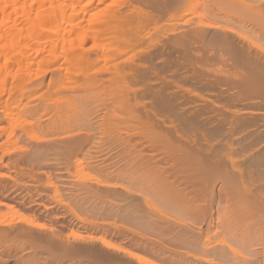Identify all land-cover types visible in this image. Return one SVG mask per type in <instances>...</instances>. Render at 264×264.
Returning a JSON list of instances; mask_svg holds the SVG:
<instances>
[{
  "label": "rangeland",
  "instance_id": "374dc122",
  "mask_svg": "<svg viewBox=\"0 0 264 264\" xmlns=\"http://www.w3.org/2000/svg\"><path fill=\"white\" fill-rule=\"evenodd\" d=\"M189 1L193 0H182L167 6V8L159 6V0H147L144 3L136 2L132 6L126 5L118 13L124 20L122 25L118 27L120 37L115 39L114 37L111 38L110 35H104L107 37L102 36L103 38L101 37L99 40H89L80 46L78 44L68 45V47L60 46L57 49L59 56L56 59L57 66H47L43 58L38 57L35 60L37 65H33L29 73H25L23 70L19 73V77L13 74L8 79L3 97L5 98L3 100L6 101L4 102L1 98L4 107L8 109L5 114L0 115V222L3 224L0 225L1 263L137 264L129 255L133 254L147 256L154 263L160 264L151 255L150 248L154 245V248L160 246V248L165 249L167 246L170 249H177L179 243L176 240H170L167 234L162 236L161 228L155 224L161 222L159 224L165 226L163 224L166 222L168 223L166 226L169 228L172 226L174 229L176 226L193 229L200 225L202 229L208 230L207 223L211 220L209 209L211 205L208 206L206 203L209 202L210 204L216 199V201H220V204L217 203L221 207L220 205L224 202L222 193H225L228 188L226 191L222 189L223 192L218 190L224 186L223 180L221 182L217 179L220 177L219 173H217V178L215 177L216 174L213 176L211 173L213 168L221 170L222 165L224 168L221 170L222 176L225 172L231 173V167L224 158L227 155L224 153L225 149L226 151L228 149V154L230 150L232 157L236 158L238 157L236 155L240 154V150L244 151H241V155L248 154V151L250 152L258 144L253 149L255 151L250 152L252 159L249 154L247 155L251 162L253 158L254 160L247 165L249 167L244 166L246 167L245 171H247L244 177L247 174L250 176L254 171L255 174H252L255 177L256 175L264 176V166L261 165L264 157L263 153L259 151L261 149L264 152V135H262L264 134V89L261 90L264 85L261 88L256 85V91L252 89L250 93V88L255 85L252 87L250 85V88H247L248 84L245 80L246 82H243L247 87L244 88L241 83L242 77L249 75L248 70L240 63H235L237 64L236 67L233 60L227 59V55H225V64V53L213 43L216 36L224 39H228L229 36L232 41L236 42L235 44H239H237L239 48L244 47L246 53L248 48L252 47L254 50L249 48L252 51L251 54L253 56L258 55L259 51L255 46L261 40L258 41L257 38L259 39L261 35L264 36L262 28L259 26L263 22L264 15L262 14L264 13H261L262 16L256 15V12L259 11V6L256 7V5L260 0H254L257 4L253 0L254 3L251 0H194L193 4L197 2L195 14L187 15L185 13V17L192 18V20L183 29L195 34V39L182 35L167 36L162 32L147 34L152 28L165 22L171 13L183 12L186 3ZM155 2L157 3L154 4ZM106 4L107 1H104L99 5V8L95 5L100 15H102V9ZM95 7L89 11L96 10ZM89 11L86 13L87 18L90 16ZM258 13L260 14V12ZM258 17L261 18L258 19ZM200 19L203 22L215 24L214 26L218 30L217 28L205 29L200 27ZM255 23H257V28L260 27L258 29L261 32L256 30ZM85 32V28H78L76 33L67 35V40L72 41ZM97 47L103 51L106 47L108 49L101 57H98L94 51L90 52L91 49ZM77 56H81L82 61ZM74 66H82L86 72L76 76L64 69L56 70L59 67L70 68ZM34 71H37L36 74ZM41 73L44 76H41ZM89 75H94L95 77L92 76L94 79L89 78L91 77ZM227 77L231 79L228 80ZM221 79H223L224 84L220 81ZM226 79L229 82V87H227ZM64 81L72 82L75 86L73 85L74 87L72 86L69 92L56 93L55 88ZM230 90L232 92H229ZM245 91H248V94ZM261 91L263 93L260 94ZM69 98L73 100L72 104L68 103L72 101ZM67 99L68 101H66ZM208 101L210 102L208 103ZM1 105L0 109L3 108L4 110L5 108ZM14 106L15 108H12ZM223 110L224 112H222ZM210 111L216 116L211 115ZM232 121L236 124L233 123L234 127L232 124L233 128L230 127V129L234 130L235 125H238L237 127L240 129L242 125V130L236 128L237 131H241L240 133L232 130L233 133L238 134H229L231 130L228 132L229 127L227 126ZM111 127L112 129L117 127L119 131H114L121 133L118 134L123 137H120L121 140H124L123 143L126 144L125 140L130 137L128 142L131 145L132 143L136 145L137 154L140 150L141 153L139 154L142 156L140 158L138 156L137 161L139 159L146 161L153 159L154 163L153 160H150L151 163L154 166L157 163V170L160 169V172L155 170L158 172H156L157 177L159 178L161 174H164L161 177L166 178L165 181L161 178L162 181H158L159 185L156 184L157 180L153 178L156 180L154 181L151 178L155 177L156 173L153 172V166L148 161L146 162L149 164L147 166L150 167L148 170L145 166L146 163L143 165L145 161L140 163L143 165L141 167L145 168V173L137 170L140 174L142 173L141 175L134 168L132 169L133 173L136 172L134 176L130 173L131 168H128L129 171L124 168L127 166H124L125 164L123 167L121 164L120 166L127 171L126 173L125 170L120 169V166H117V169L120 170L115 168L114 174L121 171L120 177L118 174L116 177L114 174L106 176L104 173H100L97 169L105 165L109 159L110 162L115 161V163H111L112 165L121 161L122 158L124 159L125 156L119 158L121 160L118 159V154L125 152L121 147L124 145H121L118 135ZM108 129L113 131L114 140H119L114 141ZM159 134L164 135L162 138L168 143L163 145V140L161 137L159 138ZM227 135L238 136L237 138L230 136L233 140V143L230 142L232 149L228 146L225 148L226 142L231 139ZM70 136H74L75 139L71 138L72 140H68L69 143L77 139L72 147L67 143V138L69 139ZM242 137L245 140H242ZM78 139L88 143L83 145L84 147L81 149L83 153L75 151L82 147ZM158 142L162 144L159 145ZM250 142L251 144L254 143V147L248 148L247 151L245 150L246 146H253ZM224 143L226 144L224 145ZM127 145L129 144L127 143ZM129 146L128 148L131 149ZM73 147L74 150H72ZM234 149L239 150L238 153ZM180 150L184 151L183 154H179ZM126 151L129 153L128 150ZM131 153L128 154L129 157L133 156ZM252 153L254 155L259 153V156L262 154L263 160H260V165H258L259 159L258 161L255 159V156L258 157V155L253 156ZM104 156L108 157V160ZM149 157L151 158L149 159ZM100 159L105 162L102 163ZM195 159L196 162H194ZM109 163L107 162L106 165ZM253 163L254 165H251ZM100 164L103 165L100 166ZM209 165L214 167L209 168ZM261 166L263 167L262 173L259 172ZM79 168L83 169L82 172ZM143 168L141 170H144ZM205 172L209 173L206 174ZM210 174L211 176H209ZM234 174L236 173L233 171ZM124 176L126 178L131 176L136 180L130 178L133 181L130 180L131 182H129V178L126 181ZM262 176L261 178L264 180ZM211 177H213L216 185L212 183L215 186L212 187L215 194H209L208 190H206L208 193L204 191L207 188L211 189L212 185L208 187ZM257 177L256 180L259 181ZM168 178L169 180H167ZM261 178L260 183L263 185L256 183L257 189L256 186L252 187L256 193L259 192L258 185L264 189V182L261 181ZM152 180L156 183L154 184ZM206 180H209V183ZM136 181H138L137 185L135 184ZM163 181L164 183L167 181V185H170L171 181V187L169 185L170 188L163 187L166 186V184L163 185ZM140 183L142 184L140 185ZM160 184L167 191L163 194V190L160 200L159 197L156 199L158 202L162 199L164 203L167 201L165 206L162 205L163 201L162 204H157L156 200L153 201L154 199L152 200L141 193L142 190L144 191L150 186V188L155 187L153 189L161 194ZM172 184L174 185L172 186ZM192 184L195 185L194 188ZM199 186L206 187L205 189L202 187V190L204 189L203 194H198V191L195 190ZM187 188L191 191L189 194L192 196L186 200L183 199V202L181 198L177 201L176 196H182L181 194ZM169 189L171 194H169ZM189 190L187 191L189 192ZM187 191L186 193H188ZM218 191L219 195L218 193L216 195ZM255 191L253 192L255 193ZM261 191L260 193L264 195V190ZM136 192L141 197L137 196L138 193ZM143 196L149 199H147L148 202L151 200L155 207L146 204ZM200 206L204 212L207 211L204 206H207L210 212L207 211L208 214L205 212V219H199V221L198 218L196 219L198 216L195 212V217L193 216V211L199 207L198 211ZM151 208L154 209V212ZM188 210L189 216L187 215ZM220 210H216L218 216L215 215V218L220 217L217 222L222 220ZM152 214L157 217L155 218L157 223L154 222ZM164 218H167L168 221ZM253 219L257 220L256 216ZM253 219L252 222L254 221L255 224ZM24 220L25 222H23ZM146 220L149 221V224ZM27 223L29 225H26ZM150 224L156 227L150 226ZM247 224L254 229L253 224L251 225L250 222ZM33 225L37 227L39 225V228L41 226L42 230ZM213 229V226L209 227V231ZM206 230L203 231L208 233ZM53 237V243H60L57 244L59 248L57 251H53L54 253L51 252L52 250L49 251L51 246H48L52 245V241L51 243L49 241ZM99 238H103L112 244L113 248L107 249L101 244ZM48 239L49 241H47Z\"/></svg>",
  "mask_w": 264,
  "mask_h": 264
},
{
  "label": "bare ground",
  "instance_id": "6f19581e",
  "mask_svg": "<svg viewBox=\"0 0 264 264\" xmlns=\"http://www.w3.org/2000/svg\"><path fill=\"white\" fill-rule=\"evenodd\" d=\"M104 1H107V4L102 9L103 10L102 15H100L99 12H98L99 10L95 7V5L98 6V8H99V5H101ZM146 1L145 0H0V101H2L3 99H5L3 97H4V94H5V87H6V83L8 82V79L13 74L16 77H19V73H21L23 70L25 71V73H29L30 70H31V67L33 65H37L36 62H35V60L38 57H42L45 65H47V66L48 65H52V66H55L56 65L57 66L56 59L59 58L58 53H57V49L60 46H63V47H66L67 46L68 47V45H77V44H78V46H80V45H83L84 43H86L89 40H99L102 36L105 38V37H107V36L110 35L111 38L114 37L115 39L118 38V37H120V35H119L120 33L118 32V27H120L122 25V23H123L124 20L118 14L119 11L121 9L125 8L126 5L132 6L136 2L144 3ZM159 1H160L159 2V6H161L163 8H167V6L169 7V5L171 6L173 3L174 4L179 3L182 0L179 1V2H178V0L177 1L176 0H159ZM175 1H176V3H175ZM193 1H189V2L186 3V7L184 8L183 12H178L177 11V12L171 13L168 16V18L165 20V22H163L162 24L158 25L157 27L152 28V30H150L147 34L150 35V34L155 33V32H162V34L164 33V35H167V36L168 35H172V36H175V35H180L181 36L182 35L183 37L194 38L196 36L195 34H193V33L191 34L190 31L188 32L187 30H184L183 29V27L186 24L187 25L190 24V22L192 20V18H189V17L186 18L185 17L186 16L185 13H187V15H189V14L190 15H194L195 14V11H196L195 9H196V6H197V2L195 1L196 3L193 4L192 3ZM244 1H246V0H244ZM255 1H258V0H255ZM251 2H252V0H251ZM254 2H252V3H254ZM259 2H260V4H259ZM156 3L157 2H155L154 4H156ZM255 4H257V2H255ZM157 6H158V4H157ZM257 6H259L258 7L259 8V11L256 12V15L257 16L258 15H260V16L264 15V14L261 15V13H264V0L258 1V4L256 5V7ZM92 7L93 8L95 7L96 10L93 9V10H91L92 12H90L89 10L92 9ZM258 8H257V10H258ZM88 11L90 12V16L87 18L86 17V13ZM253 12H255V11H253ZM258 12H260V14ZM259 18H261V17H258V19ZM258 19H256V20H258ZM206 22H203V20L200 19L199 26L200 27H203L205 29H215V28H217L216 26H214L215 24L212 25V24L206 23ZM263 22H264V17H263ZM263 22L259 26H261L262 31L264 32V23ZM255 24H256V30L257 31L260 30V29H258L260 27L257 28V23H255ZM81 27L85 28V31L86 32L84 34L80 35L79 37L74 38L72 41L67 40L68 39L67 38V35L68 34H70V33H73V34L76 33L77 32V29L78 28H81ZM66 29H68V30H66ZM217 30H218V28H217ZM228 31L231 32V33H234L233 31H230V30H228ZM260 32H261V30H260ZM187 33H190V34L188 35ZM104 35H107V36H104ZM261 36L259 37V35H258L259 39L257 38L258 41L259 40H261V41L260 42H257L258 44L255 43V44H257V46H255V48L257 47V49L259 51V54H258L259 56L258 55L253 56L251 54L252 51H250V50L253 49L252 47H249V48H251L250 50L247 47L249 51L247 50V53H246V51H245L246 49H243L244 47L239 48L238 47L239 44L238 43H237L238 45L235 44L236 42L235 41H232V39L229 36H228V39L227 38L224 39V38H221L219 36H216V38L213 40V43L215 44V46L217 45L220 49H222V52L225 53V54L223 53L224 54V57H225V61L224 60L223 61L225 62V64H226V56L225 55H227L228 56L227 57L228 60H233L234 61V64L235 63H237V64L240 63V65L244 66V68L248 70V71L247 70L246 71L249 73V75L247 77H245L243 75L245 78L242 77V79L241 78H239V79H241V83H242V86L244 85L243 86L244 88L247 87V85H245V83H244L246 81H247L246 84H248V87L247 88H250V85H251V87H252V85H255L252 88H250V91H249L250 93H251V90L252 89H255V91H256V89H257L256 87L257 86L261 88V86L264 85V39H263L264 36H262L263 41H262V39H260ZM253 38H255V37H253ZM208 41H210V39ZM253 41H255V39H253ZM210 45L212 46V44H210ZM253 46H254V44H253ZM106 49H108V47H106ZM106 49H104V51H103L102 49H100L99 47H97V48H95L93 50L91 49L90 52L94 51V54H96L98 57H101L105 53V50ZM219 51L221 52V50H219ZM252 56L255 57V58H253ZM220 57H221V55H220ZM224 57H223V59H224ZM77 58L80 59V61H82V59H81L82 57L81 56H77ZM65 64H68V62H65ZM237 64H235V66ZM61 69H64L68 73H73L76 76L82 75V73L84 71L86 72V70H84L85 68H83L82 66L81 67L80 66H74V67H70V68H67V67L66 68H61V67H59L56 70H61ZM34 72L36 74L37 71H34ZM120 73H122V72H120ZM236 75H237V73H236ZM41 76H44V75L41 73ZM89 76H91V77H89ZM89 76H88L89 78H92V76H94V75H89ZM240 76H242V75H240ZM92 79H94V78H92ZM227 79L230 80L231 78L229 79L227 77ZM227 79H226V81H227V87H229L228 86V83L229 82H228ZM237 79H238V77H237ZM220 81L222 82L223 79H221ZM226 81H225V84H226ZM86 82H88V81H86ZM89 82H90V80H89ZM73 85L75 86V84L72 83V82H69V81L68 82L67 81L65 82L64 81V82L60 83L55 88V92L56 93H62V92H65L66 93L67 91L69 92L70 89H72V86ZM262 87L263 88H261V90L264 89V86H262ZM247 90H249V89H247ZM229 92H232V90H230ZM261 93H263V92L261 91L260 94ZM76 96H74V97L76 98ZM115 96H117V95H115ZM198 96L201 97V95H198ZM230 97H232V96H230ZM1 98H2V100H1ZM70 100H72V99H70ZM3 101L0 103V105L3 103L2 105L4 107V102L6 100L4 102ZM66 101H68V99ZM120 101H123V100L120 99ZM135 101H136V99H135ZM72 102H73V100L71 102H68V103H71L72 104ZM209 102L210 101H208V103ZM15 104H17V103H15ZM2 105H1V107H2ZM16 106H18V105H16ZM4 108H5L4 110H3V108H1L2 110L0 109L1 110L0 111V115L2 113L5 114V111L8 109L6 107H4ZM12 108H15V106L12 107ZM119 111H121V110H119ZM211 112L212 111H210V114H211ZM222 112H224V110ZM211 115H214V114L212 113ZM214 116H216V115H214ZM200 117H202V116H200ZM211 117H213V116H211ZM128 119H131V118H128ZM227 119H229V118H227ZM225 122H227V121H225ZM148 123H149V121H148ZM230 123L231 124L229 126H227V127H229L228 132L230 130L232 131L233 129H230V127H232V126L234 127V124H236L233 121L230 122ZM22 126L25 127V126H27V124H25V126L24 125H22ZM237 126L235 125V127L237 128V130H242V128H241L242 125H241L240 129ZM113 128H115V129H112V127H111V129L113 131L114 130L119 131V130H117V127H113ZM236 128H234V130H236ZM111 129H108L110 131L109 133H111L110 136L113 135L112 134L113 131L111 132ZM141 129H142V127H141ZM116 131H114V132H116ZM152 131H154V130L152 129ZM233 131H232V133L229 132V134H234L235 132L233 133ZM228 132H226V134H228ZM237 132L240 133L241 131L240 132L237 131ZM109 133H107V134H109ZM118 133L119 132H116V135H118V138L120 140L119 139H116V138H115L116 140H114L113 136H112V138H113L114 141L119 140L120 143H121V145H124V146H121V147H123L122 150L125 151V152H123L124 154L121 153V152H120V154H122V155L118 154L119 155L118 159L119 158H122V156L125 155L124 156V159L122 158V160L119 159L121 161H118V160H116L117 158L115 157L116 159L115 158L114 159L116 161H118V162L116 164H112L111 165V163H115V161L111 159L114 162H112V161L110 162V159L108 160L107 159L108 157L106 158V156H107L106 155V156H104V158L108 160L107 161L108 163L109 162L110 163L107 164V165H106L107 162L105 163V165L100 164V166H102V165L103 166L102 167L97 166V167H99L97 170L100 173H104L106 176H111L112 174L115 173V171L117 169V166H120V164H121V166L123 167V165L125 164L124 166H126V165L127 166L124 167V168H126L127 171H129L128 168H131L130 173H132L133 175L136 174V172L138 174H140V172L145 173V168H143L141 166H143L147 161L150 164L151 161L153 160V159L152 160L150 159L152 156L149 157V159L151 161L150 160H147V161L146 160H140V159H139V161H137L138 160V156H139V158H140V156H142V154H139V153H141L140 150H138L139 152L137 154V151H135V149H136L135 146L136 145L132 143V145H134V146H132L128 142V140L130 141V137H129L128 140L127 139L125 140V142H126V144H125V143H123L124 140H121V138H123V137L121 135L119 136V134H121V133H119V134ZM140 133H142V132H140ZM238 133H235V134H238ZM124 134H126L125 131H124ZM163 134H165V133H163ZM251 134L253 135L254 133H251ZM136 135H138V134H136ZM252 135H251V137H252ZM262 135H264V134H262ZM110 136L108 135V137H110ZM163 136L164 135L161 134L159 136V138L160 137L162 138ZM230 136H232V135H229L228 138ZM235 136L236 135H234V137L233 136L232 137L235 138ZM237 137L238 136H236V138ZM260 137H262V136H260ZM71 138L72 139H75L74 136L73 137L70 136L69 139L67 138V143L69 145H71V147H72V144H75L74 142L77 139L76 140H73L72 143H69L68 140H70ZM142 139H144V138H142ZM79 140L80 139H78V142H80V144L82 145V147L79 148L78 150L75 148L76 149L75 151L82 152L83 153V151H81V149L85 146V144L87 142L84 143V141L82 140V142H83L82 143L81 140L80 141ZM162 140H163L162 141L163 145L165 143H168L167 140L165 141L163 138H162ZM242 140H245V138L243 139V137H242ZM231 141L233 143L232 138L231 139H228L229 144H228V142H226L227 144L224 143V145L226 144L225 148H227V146H228V148L232 149V146H231L232 143H230ZM89 143L91 144V141L90 140H89ZM127 143L130 146L127 145ZM160 143L158 142L159 145H160ZM240 143H241V141H240ZM250 144H251V142H250ZM253 144L254 143H252L251 145H253ZM257 145H255V147ZM88 146H90V145H88ZM128 146L131 147V149L128 148ZM74 147L72 148V150H74ZM161 147H162V145H161ZM253 147H254V145L251 146V147L246 146V149L245 150L248 151V148L249 149L250 148L252 149ZM165 148H166V145H165ZM126 150H128L129 153ZM234 150H236V149H234ZM181 151L182 150H180V153L179 152L178 153L179 154H183L184 151H182V152ZM227 151H228V149H227ZM227 151L225 149V152L224 153H227V155L224 158L229 163V165L231 167V169H230L231 170L230 171L231 173L225 172V173H223V176H222V174H221L222 171L221 170H224V168L222 167L223 165L220 168L221 170H218V168L215 170V168H213L214 167L213 165H211V166L209 165V168L210 167L213 168L212 169V173L210 172L211 170L209 172L213 176L216 174L215 175L216 178L218 176L217 173H219L220 177L222 176L221 177L222 179L220 177H218L217 179L219 181L223 180L224 186L227 185L225 187L224 186L223 187H220L218 190H222L223 189L224 191H226L227 188H228V190L225 193H222L223 196H224L223 197L224 199L222 198V200L224 202L221 200L223 202L222 205H220L221 207H219V205L217 203V202H219V204H220V201H216V199H214L213 202H211L210 204H209V202L208 203L205 202L208 206L211 205L209 207V209H210L211 212L208 211L209 209L207 208V206H204V208L206 207L207 211L210 212V214H211V218H210L211 220H209L211 222V225H210V222L207 221V222H209V223H207L208 224V226H207L208 227V230L202 229L200 225L198 226V228L195 226V228H193V229L192 228L185 227V226L179 227V228L176 226V229L172 228V226H171V228H169V226H166V224H168L166 222H165V224H163L165 226H162V224L160 225L159 223H161V222L157 223V221L155 220V218H157V217H155V215L153 216L154 213L152 214V217L154 218V222L157 223V224H155L154 222L153 223L161 228L162 236L165 235V234H167L170 237V240H176V242L179 243V244L174 243V244H177L178 245V247H177V245H175V247H177V249H174V248H171L170 249V247H167V246L164 249V248H160V246L157 247L156 245H155L156 248H154V245L152 246V248L148 247V248H150V250L152 252V253L150 252L151 255L154 257V259L156 261H158V263H160V264H264V221H262V219H264V195L260 193L261 189H262V191L264 190L263 187L261 188V186L263 184L260 183V178H261L262 175L260 174L261 175L260 177L258 175H256V177L257 176L259 177V178L257 177V179H259V181L256 180V177L254 175L255 174V171L254 172L251 171L254 174L251 173L252 175L250 174V176H249V174H247L244 177V175L247 173V171H245L246 170V167H249L247 165H249L250 162H251V160H249L247 158L248 157L247 156L248 154H249V157H250V154H251L250 152L251 151L250 152L248 151V154H242L241 155V151L242 150H240V154H239L240 156L239 155H236V156H238V157L235 156L236 158H234V156L232 157V155L230 154L232 152H230V150H229V154H228ZM238 151H237V153H238ZM253 151H255V150H253ZM259 151H260V153L261 152L263 153V157H264V152L261 151V149ZM130 152L135 153V154H132L131 153V155H133V156L129 157L130 155H128V154H130ZM211 152H213V151H211ZM242 152H244V151H242ZM125 153H128V154H125ZM252 154H253V156L258 155V157L255 156V159L257 161L259 159L258 165H260L259 163H261V161L264 159L262 157V154L260 156H259V153L258 154H255V155H254V153H252ZM211 155H213V154H211ZM251 157H252V155H251ZM104 158H103V160H105ZM218 158H220V157H218ZM239 158H241V160H238ZM101 159H102V157H101ZM101 159H100V161L102 162L103 160H101ZM253 160H254V158H253ZM253 160H252V162H253ZM135 161H137L139 163H137ZM143 161H145V162L143 163ZM263 161L261 163L262 166H264L263 165L264 164ZM97 162H99V161H97ZM104 162H102V163H104ZM141 162L143 163V165L140 164ZM152 162L154 163V160ZM194 162H196V159L194 160ZM153 163H151V166H153V170H154L153 172H155V170H157L158 167L156 166L157 163L155 165L156 167L154 166ZM117 164H119V165H117ZM149 164L148 163L145 164L147 170H148V168L150 169V167L147 166ZM113 165H114V167H113ZM245 165H246V167H244ZM251 165H254V163L251 164ZM251 165H250V168H251ZM121 166H120V169L121 170H125L124 168L122 169ZM194 166H197V165H194ZM262 166H261L260 171L258 170L260 173H262L261 170L263 171V169H262L263 167ZM134 168H136L135 169L136 170L135 173H133L134 171H132V169H134ZM141 168H143L144 170H141ZM154 168H156V169H154ZM79 169H80V172H82L83 169H81V168H79ZM120 169L118 168L117 170H120ZM137 170H139L140 172L137 171ZM159 170H157V171L160 172ZM225 170H226V167H225ZM232 170L237 175L236 174L233 175V171ZM127 171L125 170L124 172L126 173ZM195 171H196V169H195ZM215 171H216V173H215ZM119 172H120V174H119ZM124 172H122V174H125ZM148 172L149 171H147V173ZM209 172H207V173L205 172V173L208 174ZM157 173L155 174V177H151L152 179L155 178L157 180L156 181V180L153 179L157 183L156 182H153V180H152V182L154 184L155 183L158 184V181L159 180L162 181L163 177H161V175L164 176V174H161L163 172H161V173H159L161 175L158 178L157 177L158 176ZM202 173H203V171H202ZM248 173H249V171H248ZM117 174L120 177L121 176V171H118ZM117 174H114V175H116V177H118ZM211 174L209 176H211ZM196 175H197V173H196ZM236 176H237V178H236ZM238 176H239V178H238ZM247 176H249V177H247ZM262 177L264 178V176H262ZM123 178L125 179L126 176H124ZM130 178H133V179L136 180V178H134V177L127 176L126 181H127V179L129 180V182L133 181V179H130ZM203 178L205 179V177H203ZM212 178L213 177L210 178V181H211L210 184L209 185L207 184L208 187L212 185L210 187L211 189H208V188L205 189L206 187H204V186H206V184L204 183V186H199V187H201V190H202V187H203L205 189V190L204 189L203 190L204 191L208 190L209 191V194L215 192V190L212 191V187L215 185L214 179H212ZM147 179H149V178H147ZM165 179L166 178H164L163 180L165 181ZM244 179H246V180H244ZM167 180H169V178ZM164 181H163V183H164ZM206 181L209 183V180H206ZM206 181H204V182H206ZM219 181H218V183H219ZM261 181L264 182L263 179ZM137 182L138 181H136V183H135L136 185H137ZM166 182L164 184L163 183L162 184L165 185ZM142 183H140V185ZM146 183H145V185H146ZM171 183L172 182L170 181V185L168 184L170 187H171ZM256 183H258V184L260 183L261 184V186H259L260 184L258 185V190H259L258 193H256V191H255L254 188H252V187H255L257 185ZM162 184H160V186ZM174 184H172V186ZM168 185L166 184V186H163V187L168 188L169 187ZM222 185H219V186H222ZM100 186H101V184H100ZM163 187L161 186V188L159 189L161 194H159V191H157V190L155 191L153 189L155 187L150 188V186H148L149 189L148 188H145L144 191L142 190V192H141V190H140V192L141 193H144V196H147L148 198H150L152 200L154 199L153 201L156 200L157 204H162L161 202L163 201V199L160 202H158L156 198L159 197V200H160V197L162 195L163 190H164L163 194L166 193L167 190L165 191L166 188L163 189ZM194 187H195V185H193V188ZM199 187L196 188L195 190L198 191V194H203L204 191L202 190L203 191L202 192L201 190H199ZM193 188H192V190H193ZM251 188L253 189V191H255V193L252 191ZM146 189H148V190H146ZM256 189H257V186H256ZM187 190H189V189L187 188ZM223 190H222V192H223ZM186 191L184 190L185 193L183 192L181 194L182 196H180V197L179 196H176V198H178L177 201H179L180 198H181V200L183 202V199L186 200L189 196H192V195H190L191 194V191L190 190H189V192L187 191L188 193H186ZM208 191H206L205 193H208ZM138 192H136V193H138ZM193 192H194V190H193ZM199 192H202V193H199ZM136 193H132V194H136ZM217 193L219 195V191L216 192V195H217ZM263 193H264V191H263ZM157 194H159V195H157ZM169 194H171L170 193V189H169ZM194 194H195V192H194ZM177 195H179V194H177ZM137 196L141 197L139 193L137 194ZM144 196H143V199L145 200V203L152 206L153 205L152 204L153 202H151V200H150V202H148L147 201L148 198H144ZM164 200H166V198H164ZM165 202L166 203H164V201H163V204H162L163 206H165V204H167V201H165ZM162 205H160L161 208H162ZM153 206L155 207V204ZM153 208H151V209L154 212V209ZM201 208L202 207L200 206V209L198 211H197V209H196V211H195V209L193 211V213L195 212L196 215L198 216V217H196V219L198 218V220L199 219L201 220V219H203L205 217L204 216V213L205 212H206V214H208L207 211L204 212V211H202ZM219 209H221L220 211L222 212V218H221L222 220L219 221V222H221V224H219V222H217V219L218 218L220 219V217H217V219L215 218V215H217L216 214V210H219ZM192 210H193V207H192ZM188 213H189V210L187 212V215H188ZM195 213L193 214V216L195 215ZM210 214H209V217H210ZM254 215L256 216V219L258 218V216L263 217V218H260L259 217V219L255 220V219H253V218H255ZM159 218L162 219L161 217H159ZM20 219H22V218H20ZM160 219H159V221H161ZM252 219L255 220V222H256L255 224H254V221L252 222ZM164 220L168 221L167 218L166 219L164 218ZM258 220H260V221H258ZM23 222H25V220ZM147 222L149 224V221H147ZM196 222H197V220H196ZM249 222H250L251 225L253 224L252 226L254 227V229L250 225L247 224ZM197 223H199V222H197ZM246 224L248 225L247 227H246ZM0 225L2 226L3 224H1V222H0ZM26 225H29V223H27ZM30 225H31V223H30ZM151 225L152 224H150V226ZM155 225H152V226H155ZM196 225H198V224H196ZM201 225H203V224L201 223ZM33 226H35V225H33ZM210 226H213L214 229L209 231V227ZM35 227L38 229L39 228V225H38V227L37 226H35ZM159 227H157V230H159ZM192 227H193V225H192ZM250 228H252L251 231H250ZM39 229H41V226H40ZM203 230H206L208 233L204 232ZM53 240H54V237L52 238V240L50 239V241H49V239L47 240L50 243L52 241V245H48V246H51L50 247L51 249L49 248V251L52 250L51 251L52 253H54L53 251H57V248H59V246L57 245L59 242L57 241L58 243L56 242L57 244H55V243H53ZM99 241L101 242V244L103 246L107 247V249L113 248L112 244H110L109 242H106L103 238H99ZM162 246L164 247V245H162ZM69 252H72V251H69ZM129 255H130V257L132 259L135 260V262L137 264H156L151 259H149L147 256H140V255L137 256V255H133V254H129ZM0 264H3V263H1V261H0Z\"/></svg>",
  "mask_w": 264,
  "mask_h": 264
}]
</instances>
